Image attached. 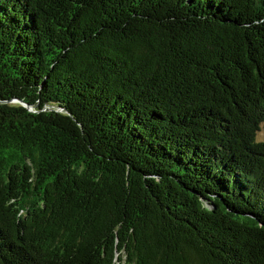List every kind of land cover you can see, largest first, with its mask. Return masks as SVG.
Here are the masks:
<instances>
[{"label":"trees","instance_id":"trees-1","mask_svg":"<svg viewBox=\"0 0 264 264\" xmlns=\"http://www.w3.org/2000/svg\"><path fill=\"white\" fill-rule=\"evenodd\" d=\"M263 127L264 0H0V264H264Z\"/></svg>","mask_w":264,"mask_h":264},{"label":"rangeland","instance_id":"rangeland-1","mask_svg":"<svg viewBox=\"0 0 264 264\" xmlns=\"http://www.w3.org/2000/svg\"><path fill=\"white\" fill-rule=\"evenodd\" d=\"M257 140L263 142L264 141V127L262 131H260L257 135Z\"/></svg>","mask_w":264,"mask_h":264},{"label":"water","instance_id":"water-1","mask_svg":"<svg viewBox=\"0 0 264 264\" xmlns=\"http://www.w3.org/2000/svg\"><path fill=\"white\" fill-rule=\"evenodd\" d=\"M25 105V104H24Z\"/></svg>","mask_w":264,"mask_h":264}]
</instances>
